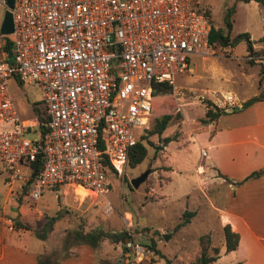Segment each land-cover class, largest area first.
I'll use <instances>...</instances> for the list:
<instances>
[{"label":"built area","instance_id":"built-area-1","mask_svg":"<svg viewBox=\"0 0 264 264\" xmlns=\"http://www.w3.org/2000/svg\"><path fill=\"white\" fill-rule=\"evenodd\" d=\"M7 9L13 29L2 32ZM209 31L199 0H14L12 7L0 0V162L10 185L33 201L46 186L106 193L105 159L122 171L149 128L154 83L177 89L174 75L211 53ZM253 42L247 57L263 76L264 33ZM12 76L39 84L43 118H20ZM200 98L226 111L241 105L228 90ZM122 244L125 264H139L148 251L132 238Z\"/></svg>","mask_w":264,"mask_h":264},{"label":"rangeland","instance_id":"rangeland-1","mask_svg":"<svg viewBox=\"0 0 264 264\" xmlns=\"http://www.w3.org/2000/svg\"><path fill=\"white\" fill-rule=\"evenodd\" d=\"M257 2L199 0V6L216 27H222L231 37L247 31L254 44L253 40L264 33L261 7ZM227 13L230 29L225 22ZM211 49L209 55L194 56L188 68L174 75L177 89L172 88L170 103L167 95L155 91V117L165 112L171 113L172 117L160 134L148 133L144 139L147 151L141 162L135 166L127 162L121 172L107 170L106 193L79 191L67 185L57 188L46 186L40 198L33 201L26 191L17 188L16 182L10 185L0 162V225L12 231V235L19 234V237H15L19 242H30L34 246L43 240L27 231L34 232L42 225L47 226L48 217L56 215L51 229L47 231L48 252L43 255L57 259L65 255L71 245L79 242L75 231L98 227L105 230L124 229V216H127L131 221L129 230L133 240L148 247L139 264H196L200 234L211 231L216 244L222 239L212 206L218 198V189L211 178L214 172L208 168L200 172L196 170L198 163L207 161L202 157L199 145H206L209 137L207 131L210 129L201 120L207 105L200 94L208 89L228 90L235 93L242 103L254 93L264 91V81L259 82L258 79L260 63L247 57L244 39L234 45H219ZM8 86L20 118H33V104L39 107L42 104L39 84L22 82L12 76ZM250 104L264 107V98ZM208 106L215 109L213 105ZM244 113L246 115L247 112ZM140 131L142 129H137V132ZM164 136L172 139L165 144ZM147 170L145 179L134 186L132 178ZM188 191L187 198L185 193ZM108 202L111 210L106 212L104 205ZM186 209L194 210L197 216L193 222L181 224ZM194 213L189 216V221ZM7 217L12 218L13 229L11 225L4 224L3 220ZM103 240L108 241L103 238L100 243ZM116 249L119 250V246ZM219 260L218 257L216 264H219Z\"/></svg>","mask_w":264,"mask_h":264},{"label":"crops","instance_id":"crops-1","mask_svg":"<svg viewBox=\"0 0 264 264\" xmlns=\"http://www.w3.org/2000/svg\"><path fill=\"white\" fill-rule=\"evenodd\" d=\"M206 124L210 126L209 137L206 145L200 144L199 148H205L206 155L202 157L207 161L198 163L196 170L208 168L214 172L211 178L218 189V198L212 206L222 232L220 243H214L211 231L207 232L212 243L219 247V264H264V172L238 182L252 170L264 169V107L250 104L246 108L223 112ZM189 193H185L187 198ZM196 216L197 213L187 222H193ZM6 219L4 224L13 229ZM225 224L239 234L237 246L231 250L225 247ZM11 232L0 225V264H40L41 261L42 264H125L121 259L122 242L108 239L93 246L79 240L65 255L51 259L43 255L48 252L47 234L40 237L43 241L39 245L31 246L30 242L16 240L15 237L20 235ZM221 252L223 255L220 256Z\"/></svg>","mask_w":264,"mask_h":264},{"label":"trees","instance_id":"trees-1","mask_svg":"<svg viewBox=\"0 0 264 264\" xmlns=\"http://www.w3.org/2000/svg\"><path fill=\"white\" fill-rule=\"evenodd\" d=\"M249 1V0H246ZM259 2L260 5H264V0H256ZM205 13V12H204ZM206 17L208 18L207 14L205 13ZM228 13L225 16V22L227 24V28L230 29V21L228 20ZM209 20V18H208ZM210 31H209V44L214 49L216 46H225V45H234L237 41L244 39L246 41V48L248 51H252V39L250 38V34L247 31H241L236 33L233 37L229 35V33H225L222 29V27H216L210 20ZM252 60V59H250ZM259 72L262 71L261 67L259 68ZM259 82L264 81V75L259 76ZM155 91H159L160 93L167 95L169 98V103L172 101V85L167 82H155L153 85V92H152V113L154 112V107L156 108V105H154V94ZM258 98H264V91L262 90L259 94L254 95L242 102V105L245 107L248 104H250L252 101L258 99ZM163 103V102H162ZM167 105V103H166ZM165 105V106H166ZM34 112L38 114L41 118H43L42 112V104L39 106L33 104ZM235 111V110H232ZM228 112L222 108H213L208 106L207 109L204 112V116L201 118V120L206 123L212 120H215L218 118V116L223 113ZM172 117V114L169 112H165L160 114L159 116L155 117L154 113L152 115V119L150 121V124L152 121V126L147 129V132L145 134H142L141 137L137 140V142L132 146L128 160L127 162L131 166H135L137 163L141 162L145 155H146V144L144 143V139L147 138L148 133H158L160 134L164 128L169 123L170 119ZM172 138L169 136H164L163 141L165 144ZM150 142V141H149ZM105 166L108 169H113V165L109 162V160L105 159ZM262 172H264V169H254L251 172H249L247 175H245L241 180L238 182H241L243 180H246L250 177H255L260 175ZM24 191V190H23ZM194 213V210L186 209L183 212V219L181 221V224H184L189 220V216ZM56 218V215L49 216L47 219V226L42 225L39 229H35L34 232L38 237L44 238L47 234V231L51 229V223ZM28 228V226H25ZM75 237L81 241H86L89 244L95 246L101 239L107 238L110 241L113 242H123L126 238H132L130 230L124 228L121 230H105L101 227L91 229L88 231H82L77 230L75 231ZM223 236L225 241V247L226 250L234 249L237 246L239 234L233 230H231L229 224H225L223 226ZM199 241V253L196 257V264H213V261L217 258L219 247L212 243L210 233H202L199 235L198 238ZM42 264V261L40 262Z\"/></svg>","mask_w":264,"mask_h":264},{"label":"water","instance_id":"water-1","mask_svg":"<svg viewBox=\"0 0 264 264\" xmlns=\"http://www.w3.org/2000/svg\"><path fill=\"white\" fill-rule=\"evenodd\" d=\"M7 4L9 7H12L14 4V0H7ZM13 27H12V13L9 9H7L5 11V16L2 22V26H1V31L2 32H10L12 31ZM244 106L243 105H234L233 106V110H238V109H242ZM149 170L141 173L138 176H135L132 178L131 182L133 183L134 186H137L141 181H143L147 175ZM165 237H168V233L165 234Z\"/></svg>","mask_w":264,"mask_h":264}]
</instances>
